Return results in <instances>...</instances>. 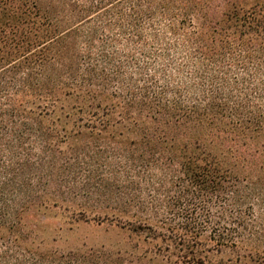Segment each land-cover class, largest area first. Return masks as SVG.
Segmentation results:
<instances>
[{
  "label": "trees",
  "instance_id": "1",
  "mask_svg": "<svg viewBox=\"0 0 264 264\" xmlns=\"http://www.w3.org/2000/svg\"><path fill=\"white\" fill-rule=\"evenodd\" d=\"M256 196L264 0H0V264L119 261L49 247L54 209L264 264Z\"/></svg>",
  "mask_w": 264,
  "mask_h": 264
},
{
  "label": "rangeland",
  "instance_id": "2",
  "mask_svg": "<svg viewBox=\"0 0 264 264\" xmlns=\"http://www.w3.org/2000/svg\"><path fill=\"white\" fill-rule=\"evenodd\" d=\"M251 205L247 216L258 234L264 236V198L255 197L248 200ZM246 208H249L246 205ZM86 212V218L75 216L72 212L54 209L47 212L46 216L40 215L38 219L44 221L43 236L49 247L61 252H70L80 248L105 247L120 253L118 262L113 264H156L149 262L150 258L158 257L157 264L179 261L182 264L187 258V251L177 247L172 242H167L169 248L162 243L160 238L153 239L148 231L136 232L129 227L109 221H94L96 213ZM264 246V245H263ZM264 248V247H263ZM230 253H226L229 256ZM233 255V254H232ZM213 261L219 257H213Z\"/></svg>",
  "mask_w": 264,
  "mask_h": 264
}]
</instances>
